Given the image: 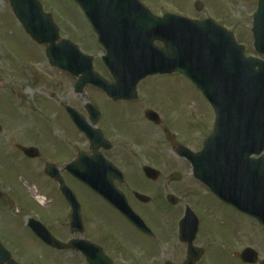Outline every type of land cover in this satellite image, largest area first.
<instances>
[{
	"label": "flooded vegetation",
	"instance_id": "flooded-vegetation-1",
	"mask_svg": "<svg viewBox=\"0 0 264 264\" xmlns=\"http://www.w3.org/2000/svg\"><path fill=\"white\" fill-rule=\"evenodd\" d=\"M242 1L252 3V17L258 0ZM174 14L152 12L157 18ZM46 64L53 72L43 80L39 94L27 106L21 96L18 105L12 97L13 123L0 124L1 157L9 156L14 170L22 172L20 166L25 176L39 181L40 209L26 207L23 226L46 250V259L58 264L64 259L75 264H264V213L252 200L237 207L223 202L198 182L190 163L180 156L185 149L191 151L185 131L190 123L184 130L171 126L168 110L153 100L155 86L147 83V90L138 92L145 81L164 76L140 81L131 101L93 87L96 97L89 98L76 91L74 76ZM93 70L113 84L103 65L96 70L93 62ZM79 118L97 135L92 131L90 138L80 132ZM165 144L178 162L161 156ZM78 162L105 196L76 180ZM185 175L202 186L195 199L189 190L173 187L186 180ZM62 187L74 195L76 212L71 213ZM0 205L9 209L12 203L2 194ZM49 236L62 248L43 242ZM27 255L26 264L39 263Z\"/></svg>",
	"mask_w": 264,
	"mask_h": 264
},
{
	"label": "water",
	"instance_id": "water-1",
	"mask_svg": "<svg viewBox=\"0 0 264 264\" xmlns=\"http://www.w3.org/2000/svg\"><path fill=\"white\" fill-rule=\"evenodd\" d=\"M8 1L25 32L38 44L48 45L51 64L82 74L79 91L91 84L112 93L110 89L117 86L122 93L113 98L131 99L138 81L148 75L178 73L189 79L215 114L213 132L203 150L184 155L194 177L232 206L248 204L249 197L255 205L259 198L264 202V155L249 159L264 150V61L245 57L232 33L210 20L154 18L136 0H73L106 49L103 61L116 81L110 87L91 74L90 58L66 46V41L56 45L57 29L36 0ZM252 34L255 51L264 56V0L259 1ZM156 41L163 48H156ZM87 172L78 163L75 177L105 196L90 183ZM65 196L75 205L71 194ZM48 243L60 248L51 239ZM4 263L15 264L0 245V264Z\"/></svg>",
	"mask_w": 264,
	"mask_h": 264
},
{
	"label": "rangeland",
	"instance_id": "rangeland-1",
	"mask_svg": "<svg viewBox=\"0 0 264 264\" xmlns=\"http://www.w3.org/2000/svg\"><path fill=\"white\" fill-rule=\"evenodd\" d=\"M141 2L155 12H175L196 20L210 18L234 35L235 41L245 49L247 56L258 57L253 49L251 34L252 17L249 12L252 10V3L245 2L246 6L242 4V0H141ZM195 2L202 4L200 12L194 9ZM41 4L44 12L52 15L58 26L60 39L70 41L83 54L91 56L96 70L102 67L100 57L104 53L95 42L93 33L89 28L86 29L85 21L73 3L70 0H44ZM51 72L53 71L48 69L43 49L36 47L27 39L11 14L8 2L0 0V124L6 126L13 123L10 116L12 97L18 105L21 96L27 106L26 102L31 103L32 98H35L45 86L43 80H49ZM147 83L155 86L152 91L153 100L157 107L168 110L173 128L184 130V124L190 123L185 130L190 137L189 149L194 152L201 148L202 139L210 133L213 123L212 110L203 96L179 75L145 81L138 87V92L146 91ZM84 92L86 97L93 98L96 97L97 90L86 87ZM160 139L162 137L159 141ZM178 141L181 142L182 139ZM2 150L4 151L3 148ZM160 151L161 156L166 157L170 163L178 162L179 158L171 152L170 145L161 146ZM6 156L2 158L0 155V192L12 206L8 209L0 205L1 242L15 253V259L22 264L27 263V254L36 262L42 261L41 256L45 260L44 264H52L53 261L45 258L48 257L44 254L46 250L31 238L23 226L25 209H28L29 205L32 209L35 207L37 211L40 209V204L35 203L33 198L34 192L38 195L40 193L39 181L25 176L26 174L22 173L25 170L20 166L22 172L14 170V165L7 159L9 156ZM185 177L186 180L173 187H179V190H185V193L189 190V197L195 199V191L202 189V186L189 176ZM208 197L206 196L204 200L206 201ZM40 261L37 264H42ZM53 263L58 264L55 261ZM62 264L75 263L64 259Z\"/></svg>",
	"mask_w": 264,
	"mask_h": 264
},
{
	"label": "bare ground",
	"instance_id": "bare-ground-1",
	"mask_svg": "<svg viewBox=\"0 0 264 264\" xmlns=\"http://www.w3.org/2000/svg\"><path fill=\"white\" fill-rule=\"evenodd\" d=\"M37 200H38L39 202H41V201H42V199H41V198H39V197L37 198Z\"/></svg>",
	"mask_w": 264,
	"mask_h": 264
}]
</instances>
